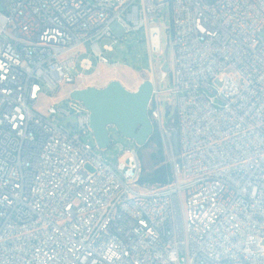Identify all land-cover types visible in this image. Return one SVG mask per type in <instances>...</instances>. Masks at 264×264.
I'll return each instance as SVG.
<instances>
[{
  "label": "built area",
  "instance_id": "built-area-1",
  "mask_svg": "<svg viewBox=\"0 0 264 264\" xmlns=\"http://www.w3.org/2000/svg\"><path fill=\"white\" fill-rule=\"evenodd\" d=\"M0 6V264H264V0ZM167 12L171 86L152 81L148 115L172 153L174 97L179 152L167 184L140 185L139 146L104 157L78 88L54 98L93 70L83 47L118 65L105 54L145 29L153 65Z\"/></svg>",
  "mask_w": 264,
  "mask_h": 264
},
{
  "label": "rangeland",
  "instance_id": "rangeland-1",
  "mask_svg": "<svg viewBox=\"0 0 264 264\" xmlns=\"http://www.w3.org/2000/svg\"><path fill=\"white\" fill-rule=\"evenodd\" d=\"M166 14V10L162 11ZM157 24L161 30V51L153 55V65L149 54V48L147 43V32L145 29H141L137 32H131L125 34L121 40L117 39V42L113 45V50L110 53L105 54L112 62L118 65L102 66L100 67L93 55L90 54L88 47H83L82 52L79 56L82 58H90L93 65V70L85 72L84 78H79L73 84L64 85L60 92L55 96L54 101L59 102L61 100L67 99L69 93L76 87L79 89H85L89 87L93 88H104L110 82L117 81L128 91H136L138 87L146 81H157L161 76L162 67L166 65L169 72L173 65V54L171 47L169 46V32L167 29L170 26V16L167 12L165 18L157 20ZM112 40L106 39L102 40L99 45L102 47L104 45H110ZM163 73H165L163 71ZM99 75V76H98ZM171 80L169 73H167V78L160 83L159 89L162 92H166L171 86ZM219 87V86H218ZM53 100H47L40 98L36 104V107L44 113L47 105L54 102ZM161 107L163 114V121L166 123L167 119H171L175 111V100L172 95L163 94L161 96ZM167 111L169 112L167 114ZM166 127L173 130L176 129L171 125L165 124ZM110 138L112 145H109L105 152L104 157L111 158L115 161L119 153L118 145L123 148H135L137 145L132 140L124 138L115 128L109 129ZM173 137V136H172ZM171 140H173L171 138ZM92 143V142H91ZM146 144V143H145ZM174 151V146L172 144ZM155 147L149 145L148 147H139V157L141 161V176L147 175L154 169V162L150 158L151 152L155 151ZM167 163L171 166L172 154L177 157L175 152L171 151L166 154L164 151Z\"/></svg>",
  "mask_w": 264,
  "mask_h": 264
},
{
  "label": "water",
  "instance_id": "water-1",
  "mask_svg": "<svg viewBox=\"0 0 264 264\" xmlns=\"http://www.w3.org/2000/svg\"><path fill=\"white\" fill-rule=\"evenodd\" d=\"M1 10V6H0ZM162 71L169 73L166 65ZM152 94V82H143L136 91H128L119 82L112 81L106 87L74 90L70 97L81 102L90 111V127L96 144L105 149L110 143L108 128H115L120 135L143 147L153 132L148 115V103ZM172 131V144L178 154L177 130Z\"/></svg>",
  "mask_w": 264,
  "mask_h": 264
},
{
  "label": "trees",
  "instance_id": "trees-1",
  "mask_svg": "<svg viewBox=\"0 0 264 264\" xmlns=\"http://www.w3.org/2000/svg\"><path fill=\"white\" fill-rule=\"evenodd\" d=\"M166 123L177 128L174 116L167 119ZM149 145L154 146L156 149L150 154V158L154 162V169L149 174L140 176L138 182L140 185L163 186L171 180V166L166 161L163 142L156 124L153 125V132L143 147Z\"/></svg>",
  "mask_w": 264,
  "mask_h": 264
},
{
  "label": "crops",
  "instance_id": "crops-1",
  "mask_svg": "<svg viewBox=\"0 0 264 264\" xmlns=\"http://www.w3.org/2000/svg\"><path fill=\"white\" fill-rule=\"evenodd\" d=\"M79 89H81V87Z\"/></svg>",
  "mask_w": 264,
  "mask_h": 264
},
{
  "label": "bare ground",
  "instance_id": "bare-ground-1",
  "mask_svg": "<svg viewBox=\"0 0 264 264\" xmlns=\"http://www.w3.org/2000/svg\"><path fill=\"white\" fill-rule=\"evenodd\" d=\"M99 76V75H98Z\"/></svg>",
  "mask_w": 264,
  "mask_h": 264
},
{
  "label": "flooded vegetation",
  "instance_id": "flooded-vegetation-1",
  "mask_svg": "<svg viewBox=\"0 0 264 264\" xmlns=\"http://www.w3.org/2000/svg\"><path fill=\"white\" fill-rule=\"evenodd\" d=\"M109 135V134H108Z\"/></svg>",
  "mask_w": 264,
  "mask_h": 264
}]
</instances>
